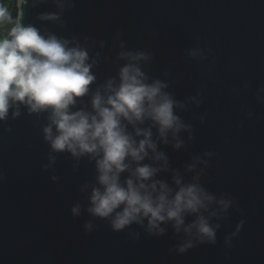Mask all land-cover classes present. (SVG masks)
<instances>
[{
	"label": "clouds",
	"instance_id": "9594fccd",
	"mask_svg": "<svg viewBox=\"0 0 264 264\" xmlns=\"http://www.w3.org/2000/svg\"><path fill=\"white\" fill-rule=\"evenodd\" d=\"M44 5L53 10L24 22L25 9ZM75 7L76 0H18L13 15L0 0V126L10 132V122L32 121L47 147L41 171L54 184L60 182L59 157L71 163L73 174L90 166L92 178L76 186L83 200L69 209L73 220L88 217L82 224L85 234L103 222L113 233L125 232L133 244L142 233L159 239L171 232L175 243L168 252L177 256L216 246L231 214L245 215L231 194L205 186L211 161L219 154L203 151L174 167L166 151L187 152L195 142V125L184 114L201 107L206 84L178 99L173 66L161 76L150 75L154 53L129 47L122 29L110 43L63 34L66 14ZM183 59L203 66L209 76L216 65L212 49L200 41L185 49ZM102 65L111 68L101 78ZM250 90L244 81L229 93L239 99ZM253 99L264 107V84L255 88ZM241 114L244 120L259 119L246 108ZM207 115L194 119L203 125ZM244 226L241 218L224 236L225 259Z\"/></svg>",
	"mask_w": 264,
	"mask_h": 264
},
{
	"label": "water",
	"instance_id": "95a60500",
	"mask_svg": "<svg viewBox=\"0 0 264 264\" xmlns=\"http://www.w3.org/2000/svg\"><path fill=\"white\" fill-rule=\"evenodd\" d=\"M51 10V5L25 9L24 22ZM65 19L63 34L109 43L122 29L129 47L154 53L150 75L161 76L173 66L178 99L206 84L201 107L184 114L195 125V142L187 152L166 151L174 167L190 155L217 152L205 186L231 194L245 215L231 214L216 246H200L182 256L168 252L175 243L171 232L159 239L142 233L133 244L125 232L113 233L98 222L96 231L85 234L82 224L88 217L73 220L69 209L83 200L76 186L92 178L90 166L82 165L73 174L71 163L59 157L60 182L52 183L41 171L47 147L32 121L21 117L9 123L10 132L0 126V264H264V107L253 99L255 88L264 84V0H76ZM197 41L210 47L216 58L211 76L203 66L183 59L185 49ZM110 68L102 65L100 77ZM244 81L251 90L234 98L229 89ZM242 108L259 119L244 120ZM204 112L208 115L200 125L194 117ZM241 218L244 229L225 259L223 238Z\"/></svg>",
	"mask_w": 264,
	"mask_h": 264
},
{
	"label": "trees",
	"instance_id": "16d2710c",
	"mask_svg": "<svg viewBox=\"0 0 264 264\" xmlns=\"http://www.w3.org/2000/svg\"><path fill=\"white\" fill-rule=\"evenodd\" d=\"M4 3L13 12V15H15L16 14L15 9L18 4V0H4Z\"/></svg>",
	"mask_w": 264,
	"mask_h": 264
}]
</instances>
